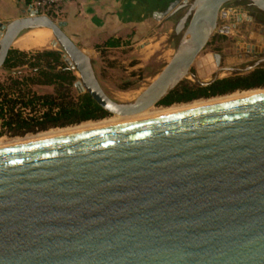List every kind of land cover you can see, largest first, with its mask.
Masks as SVG:
<instances>
[{
    "label": "water",
    "instance_id": "95a60500",
    "mask_svg": "<svg viewBox=\"0 0 264 264\" xmlns=\"http://www.w3.org/2000/svg\"><path fill=\"white\" fill-rule=\"evenodd\" d=\"M236 0H175L169 61L133 100L101 88L91 56L30 11L0 23V69L24 32L48 29L74 88L105 113L154 107L184 79ZM264 14V0H247ZM163 15L153 13L160 19ZM232 29H237L235 26ZM0 264H264V94L0 149Z\"/></svg>",
    "mask_w": 264,
    "mask_h": 264
},
{
    "label": "rangeland",
    "instance_id": "374dc122",
    "mask_svg": "<svg viewBox=\"0 0 264 264\" xmlns=\"http://www.w3.org/2000/svg\"><path fill=\"white\" fill-rule=\"evenodd\" d=\"M143 1L147 2L148 0ZM117 2L121 3L122 0H117ZM165 2L166 0L164 1V3ZM112 7L113 6L110 5V9H112ZM102 8L105 9L109 7L107 6V4H104ZM116 11H119L118 13H121V7L117 6ZM221 11L222 13H225L227 18L224 20H219L218 26H235L237 27V31H232L231 35L227 37L219 36L218 34L214 33L206 47L198 55L195 63L191 68V72H193L194 75L202 82L210 81L213 74L219 70L215 67L212 59V54L221 55V67L237 68L248 66L249 64L256 61L257 57H264V14L249 5V2L247 0L233 1L225 5ZM113 13L111 15L112 17L110 18H113L114 27H108L107 31H105L104 28L103 33H107V35L110 37V40L118 41V46L106 47L105 41L100 40L98 44H87L89 48H91L88 54L91 56L93 69L104 93L112 100L118 102H127L137 97L154 80L156 75L161 71V69L172 56L179 40V36L174 35L173 28L180 16V13L176 14L168 20L153 19L148 15L142 13L143 15L140 18H147V24H144L140 28L139 26L135 25L136 23L134 24L130 17L119 20L117 19V15ZM60 16L61 13L58 17H53L51 19L63 30L64 24L61 21L62 18ZM134 17L136 16L134 15ZM238 17L251 18L252 24H250V28L248 27V25H246L245 22H241L240 24H238L235 20ZM2 24L6 25L7 23ZM98 30L101 31L100 28L96 29V31ZM94 33L95 31L93 32V34ZM27 35H30V33L25 34L24 37H21L25 38ZM53 40V37H51V39H49L48 41V44L46 45L47 47L43 49H32L25 52H35L43 50L59 51L60 48L58 46L53 47L51 45ZM12 49L15 48L12 47ZM260 68L264 69V65ZM14 71H20L21 75L31 74L26 67H21L15 69ZM74 74L78 80V75L75 72ZM8 75L9 74L6 71L0 69V83L5 82ZM231 76H233L231 73L222 71L221 73H219L218 79H223ZM181 84L194 85L195 83L191 77H187ZM257 91L264 92V87L239 89L223 95L198 98L187 102H175L169 105L154 106L153 108L149 109V111L147 110L145 114H151V117H156L157 114L159 115V113L161 112H165L175 108L182 109L196 105H205L207 103H215V101L217 102V100L221 101L223 99L224 101H226L227 99L231 100V98L232 100H235V97L239 98L242 94L249 95L247 93L251 92L250 94H252ZM37 92L39 94L52 92V88H38ZM70 95L76 100L80 93L74 87H71ZM114 121L117 123H114ZM120 121L121 120H119L116 116L105 115L100 119L84 121L65 127L49 128L45 131L28 133L24 136H10L8 134H3L2 136H0V143L9 144L14 141L28 138L32 139L33 137L35 138L40 136H45V138L43 139H47L84 132V130L89 131L93 129L103 128L109 126V124L111 126H114L118 125ZM8 146L9 145H3V147Z\"/></svg>",
    "mask_w": 264,
    "mask_h": 264
},
{
    "label": "trees",
    "instance_id": "16d2710c",
    "mask_svg": "<svg viewBox=\"0 0 264 264\" xmlns=\"http://www.w3.org/2000/svg\"><path fill=\"white\" fill-rule=\"evenodd\" d=\"M28 3V1H26ZM106 47H117L108 40ZM26 67L31 74L15 69ZM9 75L0 83V136H24L54 127H65L107 115L87 93L75 100L70 95L77 78L56 50L25 52L11 49L2 68ZM264 87V69L217 79L208 86L180 84L166 98V105L231 93L239 89ZM38 88H52L39 94Z\"/></svg>",
    "mask_w": 264,
    "mask_h": 264
},
{
    "label": "crops",
    "instance_id": "0c3cea01",
    "mask_svg": "<svg viewBox=\"0 0 264 264\" xmlns=\"http://www.w3.org/2000/svg\"><path fill=\"white\" fill-rule=\"evenodd\" d=\"M26 1L27 0H0V23H8L16 18L22 17L26 13ZM104 4H107L109 8L103 9L102 6ZM110 5L113 6L112 9H110ZM117 6L121 7V13L116 11ZM142 11L140 4L136 0H122L121 3L117 2V0H71L62 7L60 17L64 24L63 31L65 34L81 50L89 53L91 48H89L87 44H98L100 40L106 42L110 39L107 33H103V29L105 28L104 30L107 31L108 27H114L113 18H110L113 12L117 15V19L119 20L130 17L134 24L136 23L135 25L140 28L144 24H147V18H140L144 14L143 12H145ZM134 15L136 17H134ZM102 20L106 23H103ZM99 28L101 31H96V29ZM94 31L95 33L93 34ZM30 32L32 31H27L25 33L29 34ZM12 47L20 51H28L18 49L14 46Z\"/></svg>",
    "mask_w": 264,
    "mask_h": 264
},
{
    "label": "bare ground",
    "instance_id": "6f19581e",
    "mask_svg": "<svg viewBox=\"0 0 264 264\" xmlns=\"http://www.w3.org/2000/svg\"><path fill=\"white\" fill-rule=\"evenodd\" d=\"M31 31L32 32H30V35H27L25 38H23L24 36L23 37H21V36L22 35H25L27 33L22 34L20 37H18L13 42V45L12 46L17 47L18 49H21V50L43 49V48L47 47L46 45L48 44L49 39H51V37H53L52 34H51V31L48 30V29H34V30H31ZM76 74L78 75V73H76ZM78 78H79V75H78ZM250 93H247L249 95L244 94L246 96H244L242 94L243 96L241 95L242 96V97L240 96L241 98L240 97L239 98H236L235 97V100L264 94V92H261V91H257V92L252 93V94H250ZM227 100H229V99H227ZM226 101H224V99H223L221 101L220 100L219 101L217 100V102L215 101V103H211L210 102L209 104L207 103L205 105L204 104H202V105H196V106H192V107H188V108H182V109H176L175 108V109H172V110H168V111H165V112H161V113H159V115L157 114L156 117H160V116H164V115H169V114H173V113H178V112H182V111H187V110H191V109H196V108H200V107L210 106V105H214V104L224 103ZM229 101H233L232 98ZM151 108H153V107H151ZM146 111H144L142 113H139V114H136L134 116H129V117L116 116V117H118V119L121 120L119 122V124H124V123H129V122H135V121H140V120L155 118V117H151L152 116L151 114L150 115L145 114ZM148 111H149V109H148ZM146 117H148V118H146ZM114 123H117V122L114 121ZM109 126H111V125L109 124ZM109 126H106V127H109ZM95 128H97V127H95ZM79 130H81V129H79ZM57 137H59V136H57ZM43 138H45V136H42V137L40 136V137H35V138L33 137L32 139L31 138L30 139L29 138L28 139H23V140H19V141H14V142L9 143V144H2V143H0V149L7 148V147H3V145L4 146L9 145L8 147H12V146H16V145H22V144H26V143L35 142L33 140H36V141L44 140ZM52 138H54V137H52ZM47 139H49V138H47ZM28 141H31V142H28ZM24 142H26V143H24Z\"/></svg>",
    "mask_w": 264,
    "mask_h": 264
},
{
    "label": "flooded vegetation",
    "instance_id": "af4514ba",
    "mask_svg": "<svg viewBox=\"0 0 264 264\" xmlns=\"http://www.w3.org/2000/svg\"><path fill=\"white\" fill-rule=\"evenodd\" d=\"M136 1L140 4L141 10L145 11V12L142 11L145 15H148L149 17L153 18L152 15H153V13L156 12V13H160V14L163 15L162 17H160L161 20H166V15L164 16V14H165L167 8L169 7V5L171 3H173L175 0H166L165 3H164L165 0H148L147 2L146 1H143V0H136ZM226 18H227V16L225 15V18L224 19H226ZM153 19H155V18H153ZM235 20H236V22L238 24H240L241 22H245L246 25H248L249 28H250V24H252V19L249 18V17H245V18L238 17ZM235 28H237V27H235ZM232 31H235V29H232L230 27V29H221V30L215 32V34H218L219 36L227 37V36H230L231 35V32ZM236 31H237V29H236ZM213 55L214 54H212V59H213ZM221 59L222 58H221V55H220V63H221ZM213 62L215 64L214 59H213ZM215 67H216V65H215ZM219 67H221V66L219 65ZM219 67H216V68L219 69ZM193 75H194V73H193ZM180 84L177 87H179ZM172 92H170L168 95H170ZM168 95L166 97H164L160 102H158L155 106L166 105L165 101H166V98L168 97ZM107 115H110V114H107Z\"/></svg>",
    "mask_w": 264,
    "mask_h": 264
},
{
    "label": "built area",
    "instance_id": "2783aa9c",
    "mask_svg": "<svg viewBox=\"0 0 264 264\" xmlns=\"http://www.w3.org/2000/svg\"><path fill=\"white\" fill-rule=\"evenodd\" d=\"M26 11L36 16L58 17L62 7L71 0H27Z\"/></svg>",
    "mask_w": 264,
    "mask_h": 264
}]
</instances>
